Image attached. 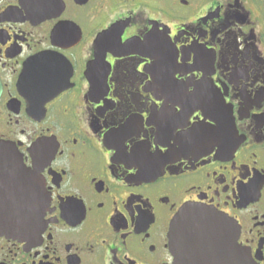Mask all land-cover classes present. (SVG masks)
<instances>
[{
  "label": "flooded vegetation",
  "instance_id": "flooded-vegetation-1",
  "mask_svg": "<svg viewBox=\"0 0 264 264\" xmlns=\"http://www.w3.org/2000/svg\"><path fill=\"white\" fill-rule=\"evenodd\" d=\"M2 140L44 212L0 264H174L188 204L234 241L190 227L181 255L264 264V0H0Z\"/></svg>",
  "mask_w": 264,
  "mask_h": 264
},
{
  "label": "water",
  "instance_id": "water-1",
  "mask_svg": "<svg viewBox=\"0 0 264 264\" xmlns=\"http://www.w3.org/2000/svg\"><path fill=\"white\" fill-rule=\"evenodd\" d=\"M19 159L14 145L7 141H0V166L14 169L15 175H17L12 179L6 178L4 181L15 182L18 179L31 181V188L28 189L27 199L24 202L20 201L16 190H5L7 193L0 190V236L12 238L28 236L34 226L38 227L40 224L44 212L42 200L39 199L42 193L39 189L38 179L34 173H28V171L18 168L21 163ZM4 181L0 180V183ZM210 225H223V232L230 235L229 241L233 243L232 234L235 225L230 219L204 204H188L170 221L167 238L168 246L175 259L174 264L197 263V258L194 256L188 257L185 253L181 255L180 247H183L188 240L180 236V231L190 227L200 228V226L210 227Z\"/></svg>",
  "mask_w": 264,
  "mask_h": 264
}]
</instances>
